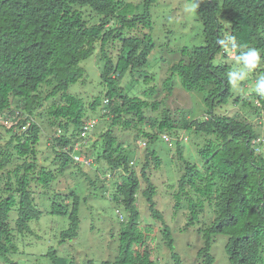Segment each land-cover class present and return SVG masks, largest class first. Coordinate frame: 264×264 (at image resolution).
Returning <instances> with one entry per match:
<instances>
[{
  "label": "trees",
  "instance_id": "trees-1",
  "mask_svg": "<svg viewBox=\"0 0 264 264\" xmlns=\"http://www.w3.org/2000/svg\"><path fill=\"white\" fill-rule=\"evenodd\" d=\"M142 2L141 11L133 13L122 0H0V128L9 134L0 147V256L4 264H21L8 257L16 247L10 210L17 205L15 230L29 231V222L41 215L34 186L49 185L72 166L82 171L93 159L122 172L110 194L125 211L122 215L117 210L122 226L119 252L112 264L156 263L155 224L142 223L139 192L151 216L160 221L161 235L175 263L180 264L171 230L157 207L153 172L161 167L163 158L152 148L156 140L166 141L165 131L177 130L180 119L167 111L160 117L146 114V110L161 107V100L152 99L157 94L154 85L131 95L121 83L128 71L146 65L154 47L150 33L144 30L152 27L151 6L156 0ZM197 11L204 44L183 50L163 86L171 91L172 78L177 76L185 90L205 91L210 108L202 117H183V128L201 137L200 142L205 138L193 157L185 155L176 141L175 155L181 164L176 167L174 208L178 210L186 199L189 223H194L198 209L210 205L212 219L199 228L204 241L199 253L205 256L206 264L214 261L210 249L218 233L228 235L225 251L230 264H264V142H257L261 133L254 130V123H259L256 118L264 117L263 89L254 90L252 99H233L235 104L242 101L243 107L253 110L254 122L241 108L236 107L233 114L215 109L233 95L232 65L225 60L215 62L218 55L226 57L234 52L233 57L253 68L246 57L255 49L259 63H264V0H197ZM86 15H96L99 20L90 23ZM112 41L118 45L116 58L108 50ZM96 49L103 62L100 78L104 100L94 96L86 103L71 93L69 86L84 78L81 63ZM97 108L105 125L96 134V124L82 138V128L87 120L96 118L93 113ZM43 113L48 126L56 129L48 147L54 153L53 168L41 163L39 157L43 129L38 120ZM115 127L134 129L135 140H143L139 167L135 153L131 155L132 149L128 151ZM79 154L90 162L76 160ZM80 201L74 191L55 194L52 212L67 214L69 219L61 242L78 235ZM49 254L55 256V251Z\"/></svg>",
  "mask_w": 264,
  "mask_h": 264
},
{
  "label": "rangeland",
  "instance_id": "rangeland-1",
  "mask_svg": "<svg viewBox=\"0 0 264 264\" xmlns=\"http://www.w3.org/2000/svg\"><path fill=\"white\" fill-rule=\"evenodd\" d=\"M142 1L122 0L123 5L125 4L124 6L133 13L141 11ZM217 1L220 3L222 0ZM86 17L90 23L99 20L96 15L92 17L86 15ZM151 19L152 27L144 30L150 33L154 43L148 55V61L144 67L124 74L121 83L131 95H138L140 91L154 85L157 94L152 99L161 100V107L156 110H146V114L160 117L164 111H167L170 116L175 115L178 120L180 119V126L177 130L165 131L170 137L168 142L160 138L152 146L163 158L161 167L153 172V181L158 187L157 207L163 214L165 224L171 230L175 252L180 256V264H206L205 256L199 253L204 244L199 228L210 223L211 207L206 203L203 208L198 209L194 223H189L187 200L182 199L177 210L174 208L172 194L176 184V167L179 168L181 164V160L175 155L176 141H180L185 155L193 157L196 154V148L203 144L205 138L203 136L200 142L201 137L183 128V117L187 119L202 117L210 108L205 103V91L185 90L177 76L172 78L171 91L167 92L163 87L164 80L171 75V66L182 58L183 50L204 44L203 24L200 13L197 11V0H156L151 6ZM117 47L116 41L110 42L108 50L113 58H116ZM220 60H225L232 65L233 95L228 103L216 107V111L233 114L236 107L238 110L241 108L245 112L242 114L247 115L249 121L259 122L254 123V130L261 133L264 129V117L261 116V120H258L252 109L243 107L242 101L235 104L233 99L236 96L252 99V93L258 90L261 82L264 81V63H259L253 69L241 63L233 55L223 57L220 54L215 62ZM81 64L85 68V76L70 85L69 91L81 96L86 103H89L94 96L102 97L104 100L100 78L103 62L98 50L96 49ZM98 107L100 108V105ZM99 114L100 109L93 113V117L99 119ZM42 115L43 118L38 120L43 129L38 146L40 162L53 168L56 166L52 162L54 153L48 147L56 129L48 126L47 116L44 113ZM104 125L105 118L104 120L100 118L95 127V133L98 134ZM114 132L120 140L124 141L125 146L128 145L126 146L128 151L132 149L131 155L135 153L137 167H139L143 160V140L141 138L138 141L135 140L134 129L125 130L115 127ZM8 138L9 134L4 128H0V147ZM137 142L141 143L138 148ZM120 173L122 172L111 169L105 161L93 159L92 165L90 167L84 165L82 171L72 166L65 174L57 176L49 185L34 186L35 203L41 215L29 222V231L18 232L15 230L17 205L10 210L9 222L13 228L16 247L9 253V259L21 264H70L71 262L72 264H102L104 261L112 264L119 252V232L122 226L117 210L125 215L123 207L116 205L110 199L114 180L120 178ZM72 191L81 199L79 204L80 226L77 237L61 242V233L68 228L69 219L67 214L53 213L52 205L56 193L67 194ZM138 207L141 211L142 223L155 224L153 233L157 236L155 264H178L175 263L161 235L160 221L151 216L141 192L138 193ZM227 240L228 235L226 234L218 233L214 236L210 249L214 261L211 264H230L225 251ZM51 250L55 251V256L49 254ZM4 263L3 257L0 256V264Z\"/></svg>",
  "mask_w": 264,
  "mask_h": 264
},
{
  "label": "built area",
  "instance_id": "built-area-1",
  "mask_svg": "<svg viewBox=\"0 0 264 264\" xmlns=\"http://www.w3.org/2000/svg\"><path fill=\"white\" fill-rule=\"evenodd\" d=\"M231 55H235L234 52L231 53ZM105 102H107V99L105 100ZM97 124V119L96 118H92L90 120H87L86 123L84 124L82 131H81V136L82 138L87 137L92 130L94 129L95 125ZM164 139L166 141L169 140V137L167 135L164 136ZM257 142H264V129L261 132V135L257 138ZM77 147V146H76ZM256 151H260V148L257 147ZM75 159L78 161H82L84 163H89L90 159L85 158L83 155H75Z\"/></svg>",
  "mask_w": 264,
  "mask_h": 264
},
{
  "label": "clouds",
  "instance_id": "clouds-1",
  "mask_svg": "<svg viewBox=\"0 0 264 264\" xmlns=\"http://www.w3.org/2000/svg\"><path fill=\"white\" fill-rule=\"evenodd\" d=\"M259 59H260L259 53L255 49H251L248 56L246 57L247 63L251 65L253 68L256 67L257 63H259ZM260 89H264V81L261 82Z\"/></svg>",
  "mask_w": 264,
  "mask_h": 264
}]
</instances>
